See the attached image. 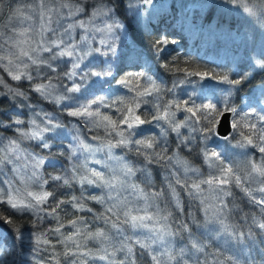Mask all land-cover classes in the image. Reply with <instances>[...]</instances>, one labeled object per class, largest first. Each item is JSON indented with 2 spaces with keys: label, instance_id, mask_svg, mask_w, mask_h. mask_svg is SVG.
<instances>
[{
  "label": "trees",
  "instance_id": "obj_1",
  "mask_svg": "<svg viewBox=\"0 0 264 264\" xmlns=\"http://www.w3.org/2000/svg\"><path fill=\"white\" fill-rule=\"evenodd\" d=\"M104 1L113 6L116 16L126 25L125 27L130 37L127 46L134 49L141 56V60L139 62L140 64L132 68H128L123 62H119L116 66V75L112 80L98 83L87 91L94 92L95 90V96L97 98H104L107 104H112L114 106L116 104H113V101H117L116 94L120 89L116 87L120 85L117 81L133 79L135 82L136 77H141V85L149 86V82H146V78H152L151 81L161 90L159 92L161 107L168 103H179L180 109L177 110L173 108L172 111L177 113L179 111L185 114L183 116H178L180 118H185L190 115V113L183 111L185 106L184 101H188V107H201L202 105L211 103L217 105L219 108L222 106L225 98H227L228 105L236 107L239 114L251 110V112H253L251 118L258 123L259 116L262 113L259 108L256 107L255 103H251V106H247L246 99H250L251 93L256 89L264 91V69L257 68L256 65H253L246 58L237 63H233L230 59L218 63L212 59L215 52L218 50V46L217 48H204L203 43L206 44V38L203 35L199 37L194 34L191 36L194 42L190 41L188 37L190 34L187 36L180 27H173L168 15L157 18L153 22L150 21L142 27H137L134 25L133 19L123 5L120 3L118 4V2H113L112 0ZM120 2H122V0H120ZM157 40L167 41L166 44L160 45L161 51L159 52L153 46ZM235 51L237 50L235 49ZM235 51L231 49L230 55L234 54ZM246 53L245 51L244 55ZM100 64H102V62H100ZM165 65H167V67H165ZM177 69H186L187 72L178 71ZM45 71L47 72L48 70L46 69ZM187 73H208V75L202 77L200 75H188ZM61 75L62 80L55 79V82L58 83L59 87L64 89L63 94H67V97L72 102L77 98H79V102H84L87 96L81 90L79 92L82 94L71 91L65 92L67 86L70 85L71 82L66 83L65 81L67 80H65L64 75L62 73ZM192 77L205 78L204 80L208 81L207 83L212 86L216 85L219 89H230L231 94L229 95L225 91L222 96L206 94L204 97H202V95L196 98L181 95L177 85H174L176 84L175 82L180 79H189ZM224 77H227L229 80H240L241 83L236 85L224 83ZM7 81L8 85L12 86V88L20 87V89H23L27 98L24 101L21 99L16 101L15 98L13 99L10 97L0 98V139L3 136L16 140L19 139L22 142L18 141L22 143V147L25 150H30L36 156L48 161V163L42 167L40 178L41 181H49L43 188L44 190L54 192L56 194V200H65L72 196L78 198L87 196L78 183H72L71 187H69L50 179L51 176L60 173V168L66 171L64 175L67 176V178L73 173L70 171V164L74 159H69L70 155L67 153L66 155L64 153H59L60 150H64L67 147L65 140L62 139L64 137L58 139V137H53L52 134L46 133L43 142H51L52 145L50 148H43L39 146L42 143L41 141V143H37L34 140L27 141L17 134L15 130L17 125L11 122L17 119L21 120L23 122L21 125L22 128L28 130L30 128L29 124L32 119L31 117L34 114L50 112L55 115V120L59 119V121H61V126L68 125L69 122H71L78 127L84 138L93 143L104 145L109 140L115 142V139H118V137L109 136L105 129L91 128L85 121L70 116L67 114L66 110L63 109L66 107L64 103L59 105L55 102L39 98L27 88V83L22 81L18 84H14L13 82L9 83L8 79ZM174 87L178 88V93L175 95H173ZM123 91L125 93L128 90L127 88H122L121 92ZM145 104L146 105L143 104L141 107L142 109L139 110V114L142 119L150 122L141 125L139 128L133 129L132 131L135 135L130 138L133 140H151L156 144L155 151L164 152L166 156L185 161L189 166L196 168L201 176L208 177L203 154L204 150L208 148L210 137L217 138L216 125L214 132L203 131L205 122L202 119V115L198 114L197 117L187 122L189 123L188 128L181 130V135L177 136L175 132L168 130V126L165 122L161 124L159 121L152 120V115L156 110L153 107L149 108L147 103ZM110 111H112V109L105 108L103 110L104 113L113 115L115 119H118L116 118L117 112L115 110L113 112ZM219 118L220 117H218V119ZM236 118H238V116H236L235 119ZM259 123L261 122L259 121ZM261 126L264 125H260L258 128ZM233 132L237 134L238 137H235ZM233 132L228 136V140L237 144V141H239L241 137L238 130H233ZM231 139H234V141ZM114 150L138 170L134 179L139 180L138 183H141L147 192L161 193L155 200L156 203L162 207L163 215L169 216L167 222L171 225L172 231H176L181 224L188 223L191 230V237L207 245L206 250L208 252L222 253L223 255L221 258L230 255L237 261V264H264V242H261L264 240V236L257 234L253 236L251 241L246 239L243 243H239L230 237V244H221L212 237L206 238L200 233L201 229L208 228V223L205 216L202 215L201 205L198 199H194L190 196L187 188L175 185L177 179L181 181L182 185H189V179L183 178L185 176H182L180 171L175 169V159L171 162L164 159L161 161L153 160L152 163H148L144 156L136 154L134 147L131 149L127 147L115 148ZM257 155L258 152L255 153L254 160H257ZM138 168L142 169L143 172ZM170 182L174 184L176 192L179 193V208L176 207L175 201L171 195V190L168 187ZM254 185L255 184H252V186ZM65 191L69 193V197L61 196V193ZM231 192V196L225 197L231 209L227 216L226 223L228 226H231V228L247 232L251 225V218L256 217L260 219L264 217V213L261 212L260 206L252 203L239 188L233 186L231 187ZM81 200L87 203L86 206L91 208L92 211H96L97 216L110 215L106 213V209L102 204L92 200ZM52 206H54V201L51 199L49 204L44 205L45 208H50ZM58 215L60 217L59 221L51 216H47L44 212H40L38 215L30 211L15 213L14 210L7 205H0V216L9 217L14 221L13 224L0 222V250H2V254H0V264H56V260L49 259L52 256H55L56 259L59 260V264H71L72 260H76L77 264H91V262L86 260L83 262L81 257L65 258L60 255V253L66 249L62 244L57 243L58 240L63 239L64 235H70V232L72 234V228L68 227V221L77 217L83 218L86 214L71 210L70 205H64L62 206V210L58 211ZM41 217L43 218L41 219ZM123 219V216H121V221L118 222L115 217L112 218V220L118 222V224L126 226V224L122 223ZM61 222L65 224V227L61 229L62 235L56 236L49 232V229L58 227ZM95 224L96 223L93 222L86 231H94L97 228L94 226ZM17 229H19V233H17ZM103 230L105 231L106 229L103 228ZM253 231L258 233L256 229H253ZM42 233L47 234V238L52 241V246L38 245L36 243V237L41 236ZM43 238L44 237L41 236V239ZM188 241L189 233L181 232L175 238V246L179 248L183 247L188 244ZM226 245L227 249L224 248ZM44 248H48V250L44 251ZM73 251L78 250L73 247ZM142 251V249L134 246L136 264H152L147 254L141 256ZM124 255V253L121 255L119 262H116V264H120ZM226 264H228V262H226Z\"/></svg>",
  "mask_w": 264,
  "mask_h": 264
},
{
  "label": "snow or ice",
  "instance_id": "obj_2",
  "mask_svg": "<svg viewBox=\"0 0 264 264\" xmlns=\"http://www.w3.org/2000/svg\"><path fill=\"white\" fill-rule=\"evenodd\" d=\"M61 8H67L68 11L66 16L68 18H73L77 16L82 9L78 7H72L69 4H62ZM244 11L249 15L255 16L256 10L252 7L245 5ZM60 15V9H47L45 14L42 15L44 19V24L42 25V31H55L51 28L52 15ZM107 15V12L103 8H99L92 13L88 22L83 20H73L72 23H69L65 28V35H69L71 30L74 28L83 29L85 32L89 31V25L97 16ZM115 22L113 24H105L103 28L95 27L94 30L97 32L111 33ZM94 27V26H93ZM19 37H24V39H18L14 41L11 45L16 51H12L7 56H0V62L7 61V64L0 63V66L5 68V71L8 72V75L14 81H32L34 79L32 72L28 69L32 66H35L37 74L39 70L43 67H47L51 71H55L52 64L48 62V59H45L41 56V53H49L50 58L55 60L57 58L68 57L72 58L77 55V45L71 43V41L66 42L63 38L56 40L40 41L36 43V46H33V43L27 37V30L18 33ZM83 40L86 42L88 36L85 35ZM165 40H157L154 43V47L157 51H161L160 45L166 44ZM101 45H107V40L102 39L100 41ZM108 47L111 49L110 45ZM98 50V49H97ZM258 66L264 69V63H258ZM80 67L79 63H74L72 65V71L65 73L69 80H72L77 72L75 69ZM167 67V65H165ZM178 71H185L186 69H177ZM109 75L111 73H108ZM188 75H200L206 77L208 73H187ZM93 76H101L102 73L93 72ZM141 77H136L135 82L133 79L119 80L118 84L124 86L128 89L129 92H134L135 95L113 101V104H118L120 107H117L115 111L119 113V118L114 119L113 115L106 114L101 112V108L111 109L112 105L107 104L104 98H94L90 102L80 106L78 109L70 111L68 114L73 117H82L86 119L96 128H103L108 133L109 136L118 137L115 139V142L109 140L106 144L97 148L96 151H105L108 159L114 160L116 163L110 170L108 175L104 171L97 169H87L84 174H80L79 169H73L75 174L65 178L61 175L51 176L52 181L60 182L62 185L71 187L72 183H78L82 189L85 188V185L93 188H99L102 190L101 195H92L82 196L80 198L72 196L71 199L65 200H56V194L52 191L44 190L43 186L49 183L48 180L41 181L40 176L38 175L37 169H39L43 164L44 160L42 158L33 156L32 154H25L24 150L21 148L18 140H9L8 144L0 147V165L9 164L13 165V170L19 176L21 169L31 168V174H28L26 171L23 176L20 177V182L25 184L23 192L20 188H13L11 184L9 185L10 191L8 189L0 188V205H7L14 210L15 213H24L27 211L32 212L33 214H39L44 212L47 216H51L57 221L60 220L58 211L62 210V206L70 205V207L76 212H92L91 208H88L86 204L81 202V199L92 200L99 204H105L110 202V206L106 208V213L110 215H102L100 219H103L107 224L113 217L116 221H120L121 216H123L122 223L129 225L132 229H145L149 233L146 236L145 240H135L132 245L122 244L121 247L115 248L112 252H108L107 249H104V255H99L98 259L101 261H109V264H115V261L111 259L116 255L117 252H124L125 255L121 259L120 264H136V253L134 252L133 246H138L143 251L141 256L147 254L150 257L152 264H237V261L232 256H223L222 253H211L208 252L207 245L201 243L200 241L191 237V230L188 226V223H183L177 228L176 231L171 230V225L167 223L169 216L162 215L159 218L153 215H147V209L143 211L144 215H133L131 211L127 210L129 200L128 196H135L138 200L147 201L149 198L156 199L161 195V193H146L138 184L132 182V178L136 176L138 171L123 157L115 156L112 152L115 148H133L137 155L144 156L148 163H152L153 160L161 161L167 159L169 162L173 161L175 157L166 156L164 152L155 151L156 144L148 139H136L133 140L130 137L135 135L132 131L133 129L139 128L145 123H149L145 119L141 118L139 114V109L143 101V97L152 96L158 94L161 90L158 86L149 79L150 86H142L140 83ZM224 83L236 85L241 83L240 80H229L227 77L223 78ZM0 85L7 87L8 92L11 93L13 98L25 97V92L20 89V87L12 88L7 85L6 82L0 78ZM132 85V87H129ZM53 85L51 81L48 83H38L33 88L32 91L39 93L45 98H52L54 102L60 103L61 99L54 98L52 96ZM67 91L79 92L80 88L78 85H73ZM229 95L231 90H225ZM220 103V102H218ZM96 106L95 108L93 106ZM183 111L190 113L189 116L185 117L183 120L176 119V113L172 111L173 108L179 110V103H168L164 106L157 105L156 112L152 115V120L154 121H164L168 130L175 132L177 136L181 135V129L187 127V122L197 117L198 114L202 115V119L205 122V127L203 131L205 132H214L215 125L220 123L218 117H226L228 114H231L233 117L238 116L236 119L230 121V127L233 130H238L241 139L237 141V144L241 148H247L249 146L257 149L260 153L264 154V126L257 128L256 123L250 121V117L253 115V112H243L242 114L238 113L236 107H231L228 105L227 98L222 103L221 107H217L215 104H205L201 107H188V101H184ZM260 122L264 125V115L259 117ZM11 123L20 125L23 122L21 120H15ZM51 125V121L48 122ZM10 126V125H8ZM51 128L46 126L40 128L36 125L35 121L32 122V129L29 131H21L19 135L21 137H26L28 139L39 140L42 143L39 145L43 148H50L46 142H43V132L50 131ZM127 133V135H126ZM186 143V141H185ZM85 150H91L88 145H81ZM166 152V150H165ZM205 162L208 164L209 168L216 170L214 174H211L209 178L200 180L198 183L181 184V181L177 179L175 185H179L182 188L188 189V194L194 199L199 198L204 192L205 189L202 185H207V191L210 193L212 199L215 203H207V197L200 199V204L203 205V212L207 219L208 223H219L223 226V233L229 237L235 239L239 243H243L246 239L251 241L254 235L264 236V217L257 219L256 217L251 218V225L248 228V231H241L239 229L231 228V226L225 225V220L227 219L228 214L231 209L229 208L228 202L224 197L232 195L231 187L239 188L244 192L252 203L257 206H260L261 212L264 213V158L260 162L248 161L246 164L247 172L244 175H241L239 171L232 165L226 164L220 153L212 152L211 154L205 152ZM20 161H29L30 163H23L19 165ZM100 163V161H96ZM176 166L178 168L183 167L184 170L196 172L197 169L190 168L187 162L175 159ZM26 177V178H25ZM35 184L41 190L40 191H29L28 184ZM251 183H256L258 186L256 188L251 187ZM169 189L171 190V195L175 201L177 208L180 207L179 193L176 192V187L169 183ZM86 191V189H85ZM127 193V195H122ZM255 193H260L258 198ZM54 201V206L50 208H45L44 205L49 204V201ZM170 215V214H169ZM43 217H41L42 219ZM154 223L150 226L149 222ZM0 222L7 224H13L14 221L5 216H0ZM84 225L87 228L82 217H77L75 219H70L68 221V227L75 229L74 232L70 235H64L62 240H58L57 243H60L66 249L60 255L65 258L68 257H84L93 255L90 252H78L73 251L75 249H80L81 244L76 239L77 237H82L84 240H96L100 242L108 241L110 239L109 235L103 230L96 231H86L81 232L80 226ZM112 228L118 229L117 223L111 224ZM65 227L64 223H59L58 227L49 229L53 235L60 236L62 235L61 229ZM253 229L258 230L254 232ZM189 233L188 244L176 248L175 247V238L181 233ZM19 233V229H17ZM41 236L44 238L41 239ZM41 236L36 237V243L38 245H47L52 246V241L47 238L46 233H42ZM261 242H264L262 240ZM155 246V247H154ZM48 248H44V251H47ZM2 254V250H0ZM49 259L56 260V264H59V260L55 256L50 257ZM71 264H77L76 260H72Z\"/></svg>",
  "mask_w": 264,
  "mask_h": 264
},
{
  "label": "rangeland",
  "instance_id": "obj_3",
  "mask_svg": "<svg viewBox=\"0 0 264 264\" xmlns=\"http://www.w3.org/2000/svg\"><path fill=\"white\" fill-rule=\"evenodd\" d=\"M112 1L118 2V4L120 3L127 9L128 14L133 19L134 25L137 27H142L150 21L153 22L157 18L165 17L169 14L168 17L171 21L172 26L180 27L183 33L187 36L190 34V36H188L190 38V41L194 42L193 37H191L194 34L199 37L203 35L206 38V44L203 43L204 48H217L218 46V50H214L216 52L214 57H212V59L218 63L224 62L227 59H230L233 63H237L239 61L241 62L245 60V58L253 65H256L257 68H260L258 66V63H264V0ZM62 4H69L74 8L78 7L82 9V11L77 16L68 18L66 16L68 9L61 8ZM245 5L254 8L256 10V15L252 16L244 11ZM99 8H103L107 12V15L97 16L89 25V31L85 32L83 29L74 28L71 30L70 36L65 35L64 30L69 23H72L73 20H83L85 22H88L92 13ZM47 9L61 10L60 15H52L51 28L55 31H42V25L44 24L42 15L45 14ZM113 22H115V26L113 27L111 33L106 34L94 30L95 27L103 28L105 24H113ZM125 26L126 25L121 21V19L116 16L113 6L104 0H0V56H7L10 52L16 51V49H13L11 45L18 39H24V37H19L18 33L25 30H27V37L32 42H34L33 46H36V43L40 41H44L47 43L48 41L56 40L59 38H63L66 42L71 41V43L76 44L77 55L72 58L63 57L52 60L50 58L51 54L41 53V56L45 59H48V62L52 64L53 68H55V71H51L47 67H43L39 70V74H37L38 70L35 66H32L28 70L32 72L34 79L32 81H23L24 83H27V88L31 91L36 84L48 83L49 81H51L53 85L52 96L54 98L61 99V102L57 104L60 105L64 103L66 107H64L63 109L66 110L68 114L70 111L76 110L80 106L90 102L92 99L97 98L95 96V90L94 92L87 90L93 88V86L98 83L112 80L116 75V66L119 62H123V64L128 68H132L135 65L140 64L139 62L141 60V56L134 49L127 46L128 41H130V37ZM85 35L88 36V40L86 42L83 40V37ZM102 39L107 40V45L100 44V41ZM108 45H110L111 49H114V51L110 50ZM231 49H233L234 51L236 49L237 51H235L234 54L230 55ZM245 51L248 54L246 53L244 55ZM100 62H102V64H100ZM0 63L6 65L7 61H2ZM74 63H79L80 67L78 69H75L77 75L72 80H69L64 73L72 71V65ZM46 69L48 70L47 72L45 71ZM93 72H99L102 73V75L99 77L93 76L91 75V73ZM61 73L64 75L65 80H67L65 81L66 83L71 82L70 85L67 86V89H69L73 85H78L80 90L84 94H86L87 99L85 98L84 102H79V98L75 99L72 102L67 97V94H63L64 89L59 87L58 83L55 82V79L62 80ZM108 73L111 74L109 75ZM0 78H2L7 85V79L9 80V83L13 82L14 84H18L19 82H22L12 80L8 75V72L5 71V68L2 66H0ZM204 79L205 78L199 77L180 79L177 80L175 82L176 84L174 85H177L181 95L194 98L202 95V97H204V95L206 94H216L217 96L224 95L225 89H219L216 85L212 86L211 84L207 83L208 81ZM146 82H149L148 78H146ZM116 87L117 89L120 88L119 92H117L116 94V100L125 99L135 95L134 92H121L122 88H125L122 85H117ZM129 87H132V85ZM177 87H174L173 95L178 93ZM67 89L65 92H68ZM21 90L24 91L23 89ZM32 92L41 99H46L54 102V99L52 98H45L39 93H36L34 91ZM78 93L82 94L80 92ZM251 94L252 95L250 99L245 98L247 100L246 105L248 106L251 103H255L256 107L261 111V115H264V91L256 89ZM5 97L13 98L11 93L8 92L7 87H5L4 85H0V98ZM26 98L27 95H25V97L23 98L16 97L15 100L17 101L21 99L24 101ZM142 99L145 102L141 103V107L143 106V104L146 105L145 103L148 104L149 108L153 107L155 110L157 105L161 106V98L159 96V93L152 96L143 97ZM93 107L95 108L96 106L94 105ZM117 107H120V105H112V111L110 112H113ZM141 107L139 110L142 109ZM104 109L105 108H103V110ZM103 110L102 108L100 109L101 112H103ZM247 112H251V110ZM175 113L177 120L184 119L183 117L180 118L178 116H183L185 114L179 111L178 113ZM54 117L55 115L50 112L36 113L31 117L32 119L29 124L30 128L28 130L32 129V122L35 121L36 125L40 128H44L46 126L51 128L50 131L42 133L43 138L46 133L52 134L53 137H58V139L60 137H64L62 139L65 140L67 149H62L63 151L60 150L61 152L59 151V153H64L65 155L67 153L68 155H70L69 159H74L70 164L71 172H73V169H79L80 174H84V172L86 171V166L87 169L101 170L104 171L106 175H108L116 162L114 160L108 159L105 151H96V149L101 147L102 145L93 143L84 138L78 127L76 125H73L71 122H69L68 125L61 126V121H59V119L55 120ZM77 118L85 121V123L88 124L89 127L96 128L86 119L82 117ZM113 118L115 119V117ZM116 118H119V113H116ZM232 119H235V117L231 115V120ZM249 119L252 123H256L255 120H253L251 117ZM49 121H51V125L48 124ZM259 121L258 123H256L257 128L258 126L262 125V123H259ZM159 122L162 124L164 121ZM187 124L189 126V123ZM21 125L22 124L15 127V130L17 131L15 132L17 134H19V132L21 131H28L24 130ZM188 126L182 128L181 130L188 128ZM232 132L233 129L230 134H232ZM233 135H235V137H238V135L234 132ZM228 136L226 138H221L219 136H216L217 138L210 137L211 139L208 142V148L204 150V153H220L225 163L235 167L241 175H244L247 172L246 164L248 161H255L258 163L262 158H264V154L260 153L257 149L251 146L247 148H241L238 146V144H235L234 142L228 140ZM23 138L27 141L34 140L37 143L40 142L39 140L35 139H28L26 137ZM0 140V147H2L7 145L9 140L16 139L3 136ZM231 140L234 141V139ZM21 142L19 143L25 154H32L33 156H36L30 150H25L22 147ZM48 144L52 145L51 142H48ZM81 145H88L91 150H85L83 147H81ZM112 152L115 156L123 157L119 155L114 149L112 150ZM256 152H258L256 158L258 161L254 160ZM43 160L45 161L44 164L39 169H37L39 176L42 167H44L48 163L47 160ZM124 160L126 161L125 158ZM96 161H100V163L98 164L96 163ZM23 163L30 162L20 161L17 166L22 165ZM174 165L176 166V163ZM205 166L207 168L208 177L201 176L198 170L196 172H186L183 167L178 168L177 166L175 167V169L179 170L182 176H185L183 178L189 179V185H191L192 183H198L200 180L209 178L211 174H214L216 172L215 169L209 168L206 162ZM13 167V165L9 164L0 165V188L8 189L10 191L11 189L9 188V185L11 184L13 188H20L23 192L25 184L20 182V177L24 175L25 171L28 174H31L32 169H21V173L18 176L13 170ZM189 167L194 168L192 166ZM60 169L61 170L59 171L60 173H58V175L67 178V176L64 175L66 171L62 168ZM138 169L142 170L140 168ZM134 177L132 178V182L138 184L142 189H144L142 184L138 183L139 180H135ZM170 183L172 184V182ZM252 184L255 185L252 186ZM257 186L258 185L256 183H251L252 188H256ZM202 187L205 189V192L199 198H197L198 202L200 201V199L207 197V203H215L210 193L207 191V185H202ZM28 190L40 191L41 189L37 185L29 183ZM83 191L86 195L102 194L101 189L89 187L87 185H85ZM144 191L146 193H149L145 189ZM61 194V196L69 197V193H67V191L62 192ZM122 195H127V193H123ZM260 195V193H256V196L258 198L260 197ZM69 199H71V197H69ZM128 200L129 204L127 210L131 211L133 215H144L145 212L143 210L145 208L147 209V215H153L157 218L163 215L162 207L156 203L155 199L149 198L147 201L138 200L133 195L128 196ZM81 202L84 203L83 200H81ZM84 204L87 205V203ZM102 205L106 209L108 206H110V202H106ZM203 207L204 206L201 205L202 215L205 216ZM71 210L73 209L71 208ZM83 213L86 214L84 215L83 220L87 225V228H85L84 225H81V232H86L91 224L95 222L96 224L94 226L97 228L94 231L105 228V232L110 237L108 241L104 242L96 240H84L82 237H77L76 239L81 244V248L78 249V252H90L93 254L90 256L81 257V260L83 262L86 260L91 262V264H109V261H101L98 259L99 255L105 254V252L103 251L104 249H107L108 252H112L115 248L121 247L122 244L132 245L133 241L137 239L145 240L146 236L149 235V233L145 229L134 230L127 224L126 226H122L121 224H118V222L113 220L106 224L103 219H100V217L97 216L96 211H85ZM112 223H117L119 231L112 228ZM149 223L151 226L154 221ZM225 225H227L226 220ZM74 231L75 229H72V232ZM200 233L206 238L212 237L213 239L219 241L221 244L231 243L230 237L223 233V226L219 223H208V228L201 229ZM176 248L178 249L179 247ZM224 248L227 249V245L224 246ZM123 253L124 252H117L116 255L111 258L115 261V264L116 262H119V259L121 258V255ZM125 264H127V262H125Z\"/></svg>",
  "mask_w": 264,
  "mask_h": 264
},
{
  "label": "water",
  "instance_id": "obj_4",
  "mask_svg": "<svg viewBox=\"0 0 264 264\" xmlns=\"http://www.w3.org/2000/svg\"><path fill=\"white\" fill-rule=\"evenodd\" d=\"M219 120L220 123L216 125V134L221 138H226L232 131L230 127L231 114L226 117H220Z\"/></svg>",
  "mask_w": 264,
  "mask_h": 264
},
{
  "label": "bare ground",
  "instance_id": "obj_5",
  "mask_svg": "<svg viewBox=\"0 0 264 264\" xmlns=\"http://www.w3.org/2000/svg\"><path fill=\"white\" fill-rule=\"evenodd\" d=\"M124 12V11H123ZM169 15V14H168ZM129 20V19H128ZM138 30H140V29H138ZM146 31V30H145ZM138 32V31H137ZM142 32V31H141ZM144 34V33H143ZM82 127V126H81Z\"/></svg>",
  "mask_w": 264,
  "mask_h": 264
}]
</instances>
